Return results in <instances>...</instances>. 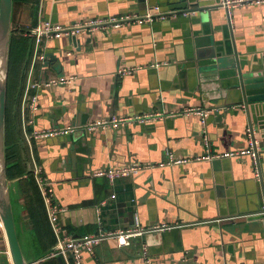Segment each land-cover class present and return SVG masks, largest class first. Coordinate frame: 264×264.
Here are the masks:
<instances>
[{"label":"crops","instance_id":"obj_1","mask_svg":"<svg viewBox=\"0 0 264 264\" xmlns=\"http://www.w3.org/2000/svg\"><path fill=\"white\" fill-rule=\"evenodd\" d=\"M220 1H14L11 56L15 33V61L23 65L25 76L14 113L36 183L37 169L52 182L62 208L56 214L60 232L82 236L101 229L120 231L134 228L136 221L141 227L174 225L135 235L123 247L114 238L106 239L84 253L85 264H145V250L151 264H264L263 134L256 132L261 140L260 178L249 155L196 159L248 146L250 118L231 88V74L238 58L247 68L264 54V2L228 9ZM157 5L165 17L151 23L43 38L40 44L26 34L47 20L72 25L87 18L144 14ZM186 10L195 13L184 15ZM155 62L167 64L156 68ZM123 66L137 69L123 76ZM63 75L74 79L33 91L38 109L29 131L84 125L113 115L153 111L161 116L143 124L29 139L23 125L30 118L29 86ZM188 107L212 110L203 125L199 114L180 113ZM260 114L264 110L251 115ZM170 153L193 160L161 166ZM129 164L145 167L115 182L93 175L98 169ZM10 185L22 208L19 222L16 215L15 220L27 260L67 264L61 257H45L58 236L44 200L50 227L45 234L38 232L16 181ZM0 241L4 246L2 237ZM0 264L13 262L2 254Z\"/></svg>","mask_w":264,"mask_h":264},{"label":"built area","instance_id":"obj_2","mask_svg":"<svg viewBox=\"0 0 264 264\" xmlns=\"http://www.w3.org/2000/svg\"><path fill=\"white\" fill-rule=\"evenodd\" d=\"M244 2H252V3H263L264 0H221L220 4L225 6L226 8L230 9L235 5H239ZM191 13H195L192 10L183 11L184 15H189ZM158 17H165V13L161 10L160 6H155L153 9L148 11L144 14L139 13H125L119 16H109V17H97V18H87L82 21H78L73 23L72 25H63L60 23H54L49 20L45 21L42 25L36 26L34 29H28L26 34L33 35L37 39V44H40L43 38H62L64 36H76L78 34L92 31L95 29H102L107 30L109 28H121L123 25L129 22H136L139 24L143 23H151L156 20ZM38 59L44 60L45 56L43 54L37 55ZM167 62H155L152 64L153 67L159 68L161 65H165ZM136 66L126 67L123 66L119 68V74L125 76L132 74ZM74 79V76H60L58 78H51L48 82H32L29 86L31 89V93H28L27 99L29 100L30 105V118L25 119L23 125L24 130L28 135L29 139H39V138H47L52 136H59V135H69L78 130L88 131V132H95L97 130H105L111 128H120L124 126H128L134 123H147L155 118L161 116L160 113L149 111L143 114H137L132 116L126 115H113L110 117H103L101 119L91 120L84 125H68L64 127H57V128H42V129H33L29 131V124L32 123V113L38 109V99L37 93L33 92L35 90L40 89L46 85H57L59 83H71ZM26 99V100H27ZM236 107V106H235ZM212 109L208 107H188L184 108L180 111L182 114H190L196 113L199 114L202 118L203 125L206 123V120L209 116V113ZM175 113V112H172ZM246 134L248 136V146L243 149L239 150H231L222 155H212L206 154L203 156H198L196 159H213L215 157H243V156H251L253 159V163L255 165V175L260 178V171H259V154H260V147H261V140L257 137L256 132L248 126L246 130ZM204 142L206 145H209V137L205 133L204 134ZM193 160L192 158H177L174 157L172 153H170L169 159L166 162H162L160 165L166 164H183ZM145 167L139 164H129V165H122V166H110L106 169H98L93 172L94 176H103L108 177L111 182H115L117 179H121L124 177H128L131 175L138 174L141 169ZM36 179L39 185L40 191L42 193V197L44 203L47 208V213L51 224L58 236L57 243L55 244L54 248L45 256L46 258H53V257H61L65 260L67 264H85L84 253L92 252L94 248L102 243L104 240L109 238H114L118 241V245L120 247L130 245L131 238L135 235H141L148 232H157V231H164L169 230L174 227L169 223H159L149 227H141L139 222L136 221V226L132 229L120 230V231H103L102 229L99 232L85 234L82 236H74L67 231L60 232L56 224V214L58 211H61L62 208L57 204L56 198L54 195L53 185L50 179L44 177L39 169L36 171ZM264 213V211L262 212ZM2 237L5 245H1L0 241V256L5 254L8 259H12L11 252L9 245L7 243L6 232L4 222L0 213V238ZM145 264H151L152 260L151 257L148 255L147 251L145 250L144 253ZM42 259L36 260L33 264H39ZM228 264V263H222ZM241 264H259V263H241Z\"/></svg>","mask_w":264,"mask_h":264},{"label":"water","instance_id":"obj_3","mask_svg":"<svg viewBox=\"0 0 264 264\" xmlns=\"http://www.w3.org/2000/svg\"><path fill=\"white\" fill-rule=\"evenodd\" d=\"M146 2V0H142ZM14 0H0V54L1 47L5 48L2 53L3 65L0 60V213L4 222L7 243L10 248L13 264H33L28 261L23 252L17 232L14 208L12 203L11 185L8 177L7 161V99L8 81L12 45V15ZM3 43V44H2ZM236 61L237 69L231 74L234 76V83L231 86L236 98L242 102L249 115V127L255 132H260L264 137V115L254 117L252 111L264 110V54L260 55L245 67ZM246 68V69H245ZM264 224V215L262 214Z\"/></svg>","mask_w":264,"mask_h":264},{"label":"trees","instance_id":"obj_4","mask_svg":"<svg viewBox=\"0 0 264 264\" xmlns=\"http://www.w3.org/2000/svg\"><path fill=\"white\" fill-rule=\"evenodd\" d=\"M15 2L25 0H14ZM37 1V0H27ZM15 33L13 38L11 67L8 81L7 101V161L8 177L10 181L15 180L16 185L22 192L29 214L38 228L39 233H47L49 227L45 206L35 180L34 172L30 170L31 161L29 152L23 145V134L17 124L18 112L14 113L15 105L20 95V87L23 85L25 76L23 65H17L15 61Z\"/></svg>","mask_w":264,"mask_h":264},{"label":"rangeland","instance_id":"obj_5","mask_svg":"<svg viewBox=\"0 0 264 264\" xmlns=\"http://www.w3.org/2000/svg\"><path fill=\"white\" fill-rule=\"evenodd\" d=\"M10 183H11V181H10ZM12 198H13V206H14V210H15L16 219L19 222L21 212H22V208H21V205L19 203V195L16 194L15 192H12Z\"/></svg>","mask_w":264,"mask_h":264},{"label":"bare ground","instance_id":"obj_6","mask_svg":"<svg viewBox=\"0 0 264 264\" xmlns=\"http://www.w3.org/2000/svg\"><path fill=\"white\" fill-rule=\"evenodd\" d=\"M2 44H3V43H2ZM2 51L4 52V55H5V48H4V46L1 47V54H0L1 65H3V60H4V59H3V56H4V55H2V53H3Z\"/></svg>","mask_w":264,"mask_h":264}]
</instances>
